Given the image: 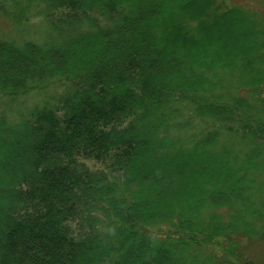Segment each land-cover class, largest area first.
Returning a JSON list of instances; mask_svg holds the SVG:
<instances>
[{
	"label": "trees",
	"instance_id": "1",
	"mask_svg": "<svg viewBox=\"0 0 264 264\" xmlns=\"http://www.w3.org/2000/svg\"><path fill=\"white\" fill-rule=\"evenodd\" d=\"M30 10L48 29L0 39V95L70 91L0 113V264H256L242 249L264 239V14L0 0L14 23Z\"/></svg>",
	"mask_w": 264,
	"mask_h": 264
},
{
	"label": "rangeland",
	"instance_id": "2",
	"mask_svg": "<svg viewBox=\"0 0 264 264\" xmlns=\"http://www.w3.org/2000/svg\"><path fill=\"white\" fill-rule=\"evenodd\" d=\"M222 1H224L225 7L244 6L264 14V0ZM36 12V10H30V12L27 14V19H25L23 22L14 23L9 18L5 17L0 11V39H15L22 41L24 38L30 37L34 39L42 38L45 35L48 26L47 23L44 22L45 20H43L44 17L37 14ZM233 89L239 91L241 94L246 93V91L243 90L245 87H242L241 85H238V87L236 86ZM69 91L70 89L65 83L57 81L56 83H52L47 88L37 89L27 95L20 97L10 98L6 95H0V113L3 110L8 109L11 115L7 114V117L10 119H18L21 116H24L28 110L34 108L35 106H43L48 104L54 107L58 104L60 97L64 96V94H67ZM198 120L200 119L198 118ZM187 130L189 131V129ZM223 132L226 133V131ZM221 137L224 138V135L222 134ZM237 139L239 140V137ZM239 141L242 140L240 139ZM236 142L238 141L236 140ZM242 145L245 146L247 144L243 142ZM244 148L246 149L247 147ZM263 223L264 219L260 221V225ZM261 241L262 242H258L255 240L250 244L245 241V247L242 249L245 253L250 252V256L254 258L256 264H264V239Z\"/></svg>",
	"mask_w": 264,
	"mask_h": 264
}]
</instances>
